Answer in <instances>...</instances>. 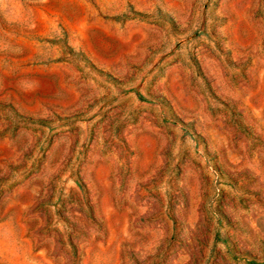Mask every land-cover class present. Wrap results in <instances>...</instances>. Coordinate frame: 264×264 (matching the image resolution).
Here are the masks:
<instances>
[{"label":"rangeland","instance_id":"1","mask_svg":"<svg viewBox=\"0 0 264 264\" xmlns=\"http://www.w3.org/2000/svg\"><path fill=\"white\" fill-rule=\"evenodd\" d=\"M0 264H264V0H0Z\"/></svg>","mask_w":264,"mask_h":264}]
</instances>
